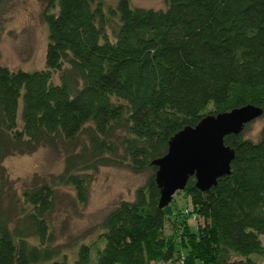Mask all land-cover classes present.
Returning a JSON list of instances; mask_svg holds the SVG:
<instances>
[{"label": "trees", "instance_id": "trees-1", "mask_svg": "<svg viewBox=\"0 0 264 264\" xmlns=\"http://www.w3.org/2000/svg\"><path fill=\"white\" fill-rule=\"evenodd\" d=\"M94 1H46L44 70L0 65V264H262L264 126L256 142L244 131L225 138L231 174L205 192L191 178L185 208H160L153 162L207 115L264 112V0H167L160 10ZM82 138L51 184L23 190L20 210L3 206L7 158ZM102 167L151 175L106 217L102 247L82 245L69 263L51 247L55 187L85 205Z\"/></svg>", "mask_w": 264, "mask_h": 264}, {"label": "rangeland", "instance_id": "rangeland-1", "mask_svg": "<svg viewBox=\"0 0 264 264\" xmlns=\"http://www.w3.org/2000/svg\"><path fill=\"white\" fill-rule=\"evenodd\" d=\"M166 1L132 0V6L160 10L166 8ZM1 2L0 65L13 71L44 70L49 38L48 26L43 19L47 8L46 1ZM100 2L106 9L115 8L117 5V0L94 1L95 5ZM53 80L59 83V74H55ZM263 126L264 118L253 121L244 130V138L258 141ZM83 143L84 138L74 148L60 142L56 148L43 146L33 154H18L7 158L4 163L6 179L2 195L3 206L20 210L23 190L34 183L51 184L54 178L63 173L67 156L80 151ZM150 175V171L136 174L126 167H102L91 173L89 200L85 205L77 201L73 187H55V209L50 216L54 240L51 247L65 255L69 263L75 262L78 248L82 245L102 247L100 236L103 233L101 226L104 220L121 202L133 201L136 191L146 185ZM181 193L178 192L174 199L178 201L179 207L185 208L186 199ZM167 232H171L169 228ZM93 260L97 261V256L93 255ZM258 260L264 264V257Z\"/></svg>", "mask_w": 264, "mask_h": 264}, {"label": "water", "instance_id": "water-1", "mask_svg": "<svg viewBox=\"0 0 264 264\" xmlns=\"http://www.w3.org/2000/svg\"><path fill=\"white\" fill-rule=\"evenodd\" d=\"M48 1V0H45ZM262 109L252 105L218 115H207L196 127H186L169 142L168 153L153 162L160 208L168 207L189 180L195 178L201 191H209L218 180L231 174L235 151L225 138L241 134L247 125L261 118Z\"/></svg>", "mask_w": 264, "mask_h": 264}]
</instances>
